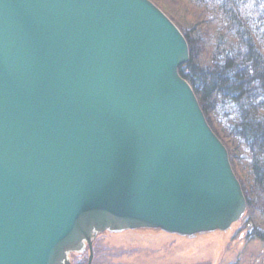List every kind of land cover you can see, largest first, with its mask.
Here are the masks:
<instances>
[{"label": "water", "instance_id": "95a60500", "mask_svg": "<svg viewBox=\"0 0 264 264\" xmlns=\"http://www.w3.org/2000/svg\"><path fill=\"white\" fill-rule=\"evenodd\" d=\"M149 0H0V264L101 233H225L246 203Z\"/></svg>", "mask_w": 264, "mask_h": 264}, {"label": "trees", "instance_id": "16d2710c", "mask_svg": "<svg viewBox=\"0 0 264 264\" xmlns=\"http://www.w3.org/2000/svg\"><path fill=\"white\" fill-rule=\"evenodd\" d=\"M149 1L185 39L178 75L226 149L244 217L264 241V0Z\"/></svg>", "mask_w": 264, "mask_h": 264}, {"label": "rangeland", "instance_id": "374dc122", "mask_svg": "<svg viewBox=\"0 0 264 264\" xmlns=\"http://www.w3.org/2000/svg\"><path fill=\"white\" fill-rule=\"evenodd\" d=\"M254 236L244 216L225 233L192 239L153 230L106 232L92 240L90 264H264V241ZM88 258L85 248L70 255L69 264H87Z\"/></svg>", "mask_w": 264, "mask_h": 264}, {"label": "bare ground", "instance_id": "6f19581e", "mask_svg": "<svg viewBox=\"0 0 264 264\" xmlns=\"http://www.w3.org/2000/svg\"><path fill=\"white\" fill-rule=\"evenodd\" d=\"M230 166H231V165H230ZM244 215H245V213H243V215L241 216V218H242ZM241 218H240V219H241ZM240 219H239V220H240Z\"/></svg>", "mask_w": 264, "mask_h": 264}]
</instances>
